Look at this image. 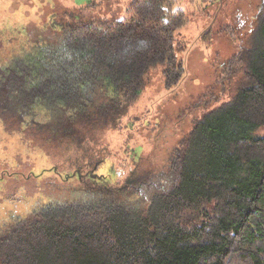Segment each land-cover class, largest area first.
<instances>
[{
	"label": "trees",
	"instance_id": "obj_1",
	"mask_svg": "<svg viewBox=\"0 0 264 264\" xmlns=\"http://www.w3.org/2000/svg\"><path fill=\"white\" fill-rule=\"evenodd\" d=\"M177 6L133 0L122 18L55 14L34 28L8 24L10 37L2 30L0 120L14 126L27 157L65 169L28 178L54 175L75 187L68 202L0 217V264H264V0L250 45L222 66L231 95L174 147L163 145L162 158L159 139L141 137L132 119L128 168L114 165L115 185L93 178L122 132V107L138 105L151 70L163 66L170 92L187 76L175 42L188 21ZM18 170L0 171V181L26 179Z\"/></svg>",
	"mask_w": 264,
	"mask_h": 264
},
{
	"label": "rangeland",
	"instance_id": "obj_2",
	"mask_svg": "<svg viewBox=\"0 0 264 264\" xmlns=\"http://www.w3.org/2000/svg\"><path fill=\"white\" fill-rule=\"evenodd\" d=\"M132 1L96 0L93 2L94 6L84 9L81 6L89 0H0V39L3 31L7 32L6 37L12 36L10 30L4 29L8 24L17 27L29 23L34 28L37 24L51 22L55 14H58L57 20H60V16L67 17L71 14L122 18ZM177 2V10L183 11L188 21V25L177 33L175 42L176 57L185 62L187 76L177 90L170 92L164 86L163 66L154 68L149 74V85L138 105L131 109L122 107L123 112L119 115L122 132L114 133V139L111 140L114 142L112 154L98 169V175L109 178L111 184L118 182L116 176L111 173L114 165L118 168H128V163L125 167H122L121 163L126 159L122 154L126 145L124 132L132 119L135 118L138 125L135 130L141 137L148 135L149 139H159L162 146L157 147L158 157L162 158L165 154L163 145L174 147L190 133L195 121L205 110L213 107L218 99L222 101L227 95H231V92H228V83L225 85L221 78L222 66L238 53L241 46L250 45L251 32L256 25L259 9L263 6V0ZM231 30H234L237 36H232ZM15 45V40H12L9 48ZM7 121L5 117L3 121L0 120V171L15 172V169H19L18 172L27 178L21 181L10 178L6 185L0 181V217L22 214L37 208V205L44 207L70 201L66 200L71 197L65 196V192L75 187V184H63L54 175L42 184L33 177L28 178L32 170L39 173L42 169L50 167H56L60 172L65 169L57 159H53V163H47L49 157L45 158L40 154L43 159L37 155L27 157L26 147L15 136L14 126L9 127L11 123ZM139 146L141 147L137 144L133 147L136 153H140ZM15 159L20 163V168L15 167ZM4 185L8 188L7 194ZM21 188H25L24 192L20 191ZM87 195L83 194L84 197ZM72 197L76 199L78 193H74Z\"/></svg>",
	"mask_w": 264,
	"mask_h": 264
},
{
	"label": "water",
	"instance_id": "obj_3",
	"mask_svg": "<svg viewBox=\"0 0 264 264\" xmlns=\"http://www.w3.org/2000/svg\"><path fill=\"white\" fill-rule=\"evenodd\" d=\"M93 178H95V179H102L99 175H97V174H95V175H93Z\"/></svg>",
	"mask_w": 264,
	"mask_h": 264
}]
</instances>
